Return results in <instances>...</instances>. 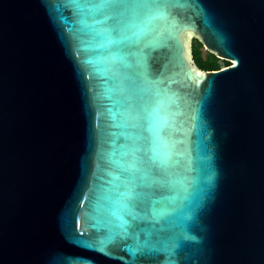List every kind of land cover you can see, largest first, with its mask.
Listing matches in <instances>:
<instances>
[{
    "label": "water",
    "instance_id": "95a60500",
    "mask_svg": "<svg viewBox=\"0 0 264 264\" xmlns=\"http://www.w3.org/2000/svg\"><path fill=\"white\" fill-rule=\"evenodd\" d=\"M141 2L0 0V264H264V0Z\"/></svg>",
    "mask_w": 264,
    "mask_h": 264
},
{
    "label": "snow or ice",
    "instance_id": "6c2138e0",
    "mask_svg": "<svg viewBox=\"0 0 264 264\" xmlns=\"http://www.w3.org/2000/svg\"><path fill=\"white\" fill-rule=\"evenodd\" d=\"M90 6L96 9L122 10L117 14L123 15L125 12L136 14L134 10L148 7L149 5L142 3L141 0H99V3ZM221 55H226V53L222 52ZM235 63L236 61L233 59V66H235Z\"/></svg>",
    "mask_w": 264,
    "mask_h": 264
},
{
    "label": "trees",
    "instance_id": "16d2710c",
    "mask_svg": "<svg viewBox=\"0 0 264 264\" xmlns=\"http://www.w3.org/2000/svg\"><path fill=\"white\" fill-rule=\"evenodd\" d=\"M191 45L192 58L195 65L202 70H218L220 68L219 59L211 53L202 54V44L194 39ZM226 63V62H225ZM228 65V62L226 63Z\"/></svg>",
    "mask_w": 264,
    "mask_h": 264
},
{
    "label": "rangeland",
    "instance_id": "374dc122",
    "mask_svg": "<svg viewBox=\"0 0 264 264\" xmlns=\"http://www.w3.org/2000/svg\"><path fill=\"white\" fill-rule=\"evenodd\" d=\"M188 40H189V44H190V46L192 45V43H195V41H194V37H192V36H190V38H189ZM201 50H202V54H203V55H205V54L207 53V51H206L203 47L201 48ZM226 63H227V62H226ZM226 63H225V61H223V60H219L220 68L226 66V65H227ZM228 64H229V63H228Z\"/></svg>",
    "mask_w": 264,
    "mask_h": 264
}]
</instances>
